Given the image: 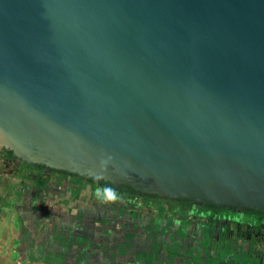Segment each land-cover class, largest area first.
I'll use <instances>...</instances> for the list:
<instances>
[{"label":"water","instance_id":"95a60500","mask_svg":"<svg viewBox=\"0 0 264 264\" xmlns=\"http://www.w3.org/2000/svg\"><path fill=\"white\" fill-rule=\"evenodd\" d=\"M2 150L264 212V0H0Z\"/></svg>","mask_w":264,"mask_h":264},{"label":"rangeland","instance_id":"374dc122","mask_svg":"<svg viewBox=\"0 0 264 264\" xmlns=\"http://www.w3.org/2000/svg\"><path fill=\"white\" fill-rule=\"evenodd\" d=\"M52 211L62 216L64 210L55 206ZM51 216L46 223H57L52 231L58 239L51 245L62 251L53 258L56 264H264V254L255 251L258 245L248 252L242 242L231 244L214 239L203 226L192 228L191 220L127 212L114 203L103 207L97 218L68 212L74 224L67 222V229ZM12 259L0 257V264Z\"/></svg>","mask_w":264,"mask_h":264},{"label":"flooded vegetation","instance_id":"af4514ba","mask_svg":"<svg viewBox=\"0 0 264 264\" xmlns=\"http://www.w3.org/2000/svg\"><path fill=\"white\" fill-rule=\"evenodd\" d=\"M9 152L10 151L6 150H2L0 152V172L22 175L28 178L30 180V184L34 185L35 188L41 187L42 185L48 187L52 197L54 198V204L52 205L60 207L67 213L90 214L92 217L97 218L101 209L103 207L108 208L109 204L112 203L119 205L124 211L128 212V210H132L131 208L112 200L98 199L96 196V189L97 187H103L100 186V181L98 180L84 179L67 172L53 170L41 165L21 162ZM10 161L11 163L13 162L12 166H9ZM153 205L151 206L158 209L166 208L168 211L167 214L151 210L148 211L138 207L133 209L145 213H157L158 215L166 218L174 217L182 220L184 223L187 220H191L192 228L196 225L203 226V228L208 231L209 235L214 239H224L230 243L233 241L231 244L235 245L242 242V244L246 246L243 248H246L245 250L248 252H253L256 249V253H261V255L264 254L263 211L256 209H229L221 205L205 204L221 206V209H211L209 207L207 208L208 213H212L213 216L192 217L186 215L187 212L191 211V208L185 203L177 205L172 202L165 203L161 201H154ZM202 209H200V211H202ZM250 210L252 211L249 212ZM257 245L260 248L254 249L253 247H256Z\"/></svg>","mask_w":264,"mask_h":264},{"label":"crops","instance_id":"0c3cea01","mask_svg":"<svg viewBox=\"0 0 264 264\" xmlns=\"http://www.w3.org/2000/svg\"><path fill=\"white\" fill-rule=\"evenodd\" d=\"M10 163L12 166L13 162ZM53 199L48 187L35 188L22 175L0 172V257L10 255L11 264H56L53 258L62 252L51 245L58 240L52 231L57 223L46 221L51 213L55 214V220L59 219V225L67 229V222L74 224V217L65 211L62 216L52 211Z\"/></svg>","mask_w":264,"mask_h":264},{"label":"trees","instance_id":"16d2710c","mask_svg":"<svg viewBox=\"0 0 264 264\" xmlns=\"http://www.w3.org/2000/svg\"><path fill=\"white\" fill-rule=\"evenodd\" d=\"M11 153V152H9ZM94 180H98V179H94ZM100 181L99 184L100 186H109V187H113L116 189L117 193H118V199L116 200H112L116 203H119L121 205H124L128 208H142L144 210H151V211H156L158 213H165L167 214V210L166 208H155L153 207V202L154 201H161V202H172L175 203L177 205L181 204V203H185L187 204V206H189L191 208L190 212H187L186 215L188 216H213V214H209L207 208H211V209H221V206H214V205H205V204H197L195 203L193 200H189V199H184V200H175V199H160L159 196L157 195H144L141 194L140 192H136L134 189H132L131 187L128 186H123V187H119L116 188L113 185H111L110 183H106L103 180H98ZM153 206H151V205ZM203 208V209H202ZM200 209H202V211H200ZM252 210H250L249 212H251ZM261 213V212H260Z\"/></svg>","mask_w":264,"mask_h":264},{"label":"clouds","instance_id":"9594fccd","mask_svg":"<svg viewBox=\"0 0 264 264\" xmlns=\"http://www.w3.org/2000/svg\"><path fill=\"white\" fill-rule=\"evenodd\" d=\"M113 160L111 155H107L106 158L100 160V167L102 170H107L109 164ZM98 179H102L99 177ZM96 196L101 200H116L118 199V193L115 188L109 186L97 187Z\"/></svg>","mask_w":264,"mask_h":264}]
</instances>
